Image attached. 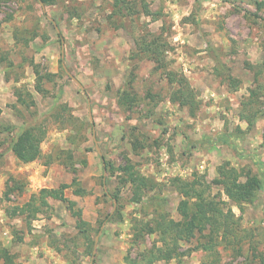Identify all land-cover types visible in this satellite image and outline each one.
I'll list each match as a JSON object with an SVG mask.
<instances>
[{
	"label": "rangeland",
	"instance_id": "1",
	"mask_svg": "<svg viewBox=\"0 0 264 264\" xmlns=\"http://www.w3.org/2000/svg\"><path fill=\"white\" fill-rule=\"evenodd\" d=\"M47 1L0 0V245L15 264H146L159 236L135 237L133 224L142 229L162 213L181 220L172 179L204 177L207 187L230 163L264 184V8L255 4L264 0H129L137 11L125 14L114 0ZM146 4L155 19L142 13ZM154 38L161 68L140 48ZM62 40L85 92L63 67ZM169 71L195 91L194 115L172 101L182 86ZM31 127L46 134L42 156L23 164L12 148ZM130 166L149 181L138 197ZM74 179L65 197L90 223L87 236L67 204L42 194ZM210 186L208 196L240 218L241 242L219 239L207 251L197 234L180 258L154 264H264V186L242 212ZM33 195L34 206L15 214Z\"/></svg>",
	"mask_w": 264,
	"mask_h": 264
},
{
	"label": "trees",
	"instance_id": "2",
	"mask_svg": "<svg viewBox=\"0 0 264 264\" xmlns=\"http://www.w3.org/2000/svg\"><path fill=\"white\" fill-rule=\"evenodd\" d=\"M42 1L48 3L47 0ZM114 1L115 9H119V13L121 14H125L123 8H126L133 13L137 11L135 2L129 0ZM121 4H123L124 7L120 8ZM255 4L258 10L264 8V2L255 1ZM144 6L142 13L145 16H151L155 19L157 15L149 9L147 4ZM140 48L141 50L152 54L151 60H153L159 68L165 66L163 63L164 60L161 58L163 51L161 49L162 45L160 39L154 38L149 42H144ZM249 67L254 71V68L251 67V65H249ZM36 74L38 76L37 79L40 81L42 79L40 73L37 72ZM167 77L171 84L178 83L182 86L181 89L173 93L172 101L178 102L182 106L189 107L192 112L191 114L194 115L195 111L199 108V103L195 91L192 89L188 80L184 76L173 71H169ZM231 80L238 84V81L234 78ZM37 89L41 91L40 84L39 86L37 85ZM241 118L249 123L250 128L252 124L251 119L245 117ZM164 130L166 131V129ZM45 135L46 134L42 129L36 127L25 129L19 134L13 145V154L23 164H30L38 161L42 156L41 144ZM228 138L230 139L231 137ZM185 154H187L186 151ZM104 168L107 169V163L105 160ZM126 174V181L130 182L133 187H135L134 190L138 197L139 191L144 187H148L149 181H147L145 177L138 175L132 166L127 168ZM217 174L218 176L213 179L207 187H205L206 183H204V177H197L193 180H185L180 177H175L171 180V186H173L182 197L178 206V211L181 216L180 221H175L166 213H162L155 223H150L148 221L141 229L138 225L139 221L137 219L135 220V223L133 224L135 237L143 238L146 234H155L159 236L158 242L161 243L160 246L155 245L151 251L142 256V259L146 264H154L159 261L170 262L172 260H177L182 256V253L179 251L181 245L183 243L192 242V239H194L197 234H200L209 240L208 244H210L204 247L207 251H212L213 247L218 245L217 242L219 239L221 242H224L228 239L235 238V242H241L242 238L239 239L236 232L237 227H239L240 218H236L231 209L225 212L220 207L219 203L208 196L207 188L209 189V187H211L210 185L222 187L224 194L231 202L236 204L242 212L244 211L245 204H253L255 202L258 192L262 189L264 184L257 175L250 171H239L232 167L230 163H224L219 166ZM242 178H244L245 181H241ZM75 185H77L76 179H74L71 185H61L59 189H44L42 194L48 195L67 204L68 210L76 219L77 229L87 236L88 231L91 228L90 223L83 219L81 212L75 209L74 203L67 200L65 197V190ZM104 185H106L105 181ZM19 190H22L20 186ZM75 193L77 195H84L85 191L80 189ZM106 196H110L107 191ZM114 199L118 200V197H113V200ZM34 201H36V196L33 195L30 201L23 207L15 209V214H24L25 211H28L34 206ZM115 215H120V213L116 212L112 215H108L105 220L100 221V227L103 226L105 221L112 220ZM93 260H95V258ZM0 263L15 264L14 256L1 245ZM93 264H96L95 261H93Z\"/></svg>",
	"mask_w": 264,
	"mask_h": 264
},
{
	"label": "water",
	"instance_id": "3",
	"mask_svg": "<svg viewBox=\"0 0 264 264\" xmlns=\"http://www.w3.org/2000/svg\"><path fill=\"white\" fill-rule=\"evenodd\" d=\"M53 22V24L55 25L58 33H59V30H58V26L57 24L55 23L54 20H51ZM62 60H63V67L64 69L67 71V73L69 74V76L81 87L82 91L85 92V89L84 87L81 85V83L76 79L74 78L67 70L66 66H65V44H64V40H62ZM99 149V148H98ZM105 180V179H104ZM104 187L106 188V185H104ZM114 203H115V208H116V205H117V201L114 200ZM99 242V236L96 238V243H95V250H94V253H93V259L95 258V252H96V249H97V244Z\"/></svg>",
	"mask_w": 264,
	"mask_h": 264
},
{
	"label": "crops",
	"instance_id": "4",
	"mask_svg": "<svg viewBox=\"0 0 264 264\" xmlns=\"http://www.w3.org/2000/svg\"><path fill=\"white\" fill-rule=\"evenodd\" d=\"M75 78V77H74ZM216 95V93H214V96ZM240 120V119H239ZM241 121V120H240ZM243 130H245V128H243ZM99 148V147H98ZM99 153L101 154L100 150L98 149Z\"/></svg>",
	"mask_w": 264,
	"mask_h": 264
}]
</instances>
